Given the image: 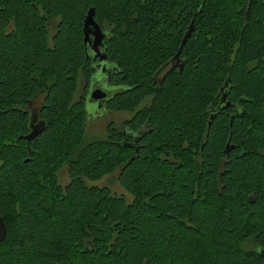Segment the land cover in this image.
<instances>
[{"label":"trees","instance_id":"trees-1","mask_svg":"<svg viewBox=\"0 0 264 264\" xmlns=\"http://www.w3.org/2000/svg\"><path fill=\"white\" fill-rule=\"evenodd\" d=\"M90 7L132 114L83 142ZM226 78L241 114L210 121ZM115 170L129 201L86 185ZM0 218V264H261L264 0H0Z\"/></svg>","mask_w":264,"mask_h":264},{"label":"flooded vegetation","instance_id":"flooded-vegetation-1","mask_svg":"<svg viewBox=\"0 0 264 264\" xmlns=\"http://www.w3.org/2000/svg\"><path fill=\"white\" fill-rule=\"evenodd\" d=\"M246 12H247V7H246L245 13ZM85 14H86V12H85ZM93 20L96 22V24L99 27L100 32L102 33V39L100 41V44L96 46V51H94L93 49H91L92 39H93V35H92L91 32H88V34H87V40L85 41V43H83V32H82V23H81V27H80L81 38H82V44H83L84 50H85L84 51V60L91 61L93 63V65H94V69L95 70L93 72V75L90 76V78L91 77H95L96 78L97 72L100 71L101 72L100 76L102 77L101 80H104V82H107L108 84H113L116 87V89L112 93L109 94L100 85H98L95 82V83L92 84V87L90 89L91 92L89 93V101L91 103H93L94 105H96L98 111H100V110H106V109H109L111 111H121V110H113V109L107 108L108 101L111 98H113L114 95L119 94L121 91H123V90L126 89L123 85L119 84L116 81L115 82H112V80H111V76L110 75H111V73H115L116 70H114V66H112L108 62L107 55H106V53L104 51V41L108 37L109 29L107 28V26L104 23H98L94 18H93ZM82 21H83V19H82ZM48 28H49V32H52L54 30V26L52 24H49ZM96 53H97V55H96ZM176 64L177 63H175V61L174 62L173 61L172 62L169 61V62H167V64L165 66H161L154 73L155 80H158V83H159L161 81V79H162V76L168 70H172L173 68H177L176 66H174ZM89 79H88V81H89ZM88 81H87V83H85L82 79H80L78 81V83H79L78 86H77L78 88L75 91V92H78L77 90L80 89V93H78V96L76 98H78V97L81 96L82 101H83V106H84V100L86 98V95L88 94L86 92V88H87V85H88ZM228 81H229L228 78H226V80L223 82L222 86L219 88V90H218L219 96H218V99H217V103L214 106H211L209 108L208 119H209V116H212V118H213L216 115H219V114L223 113V111L225 109H227L229 106H231V110L233 111V113H231V115H234V114L236 115V114H239V113L241 114V111L238 112V110H237L238 105L237 104L231 105L229 103V101L226 99L227 98V89L225 87L227 86V82ZM94 90H98L100 93H104V95L102 97H100V98H92L91 97V94H92V92ZM30 103L31 102H29V104ZM141 103H143V101ZM29 104H28V106H29ZM141 105H143V104H141ZM27 110H28L30 116H34L35 113H36V111H37V109H35L34 111H32L29 108ZM98 111L96 112L97 114H98ZM129 113H130L129 116L127 118H125L124 120L129 119L131 117V114L132 113L131 112H129ZM85 117H86V113H85ZM108 122H112V121H108ZM38 131H40V129H38ZM136 135H137V133H135V136ZM5 233H6V228H5ZM260 248H264V247H260Z\"/></svg>","mask_w":264,"mask_h":264},{"label":"rangeland","instance_id":"rangeland-1","mask_svg":"<svg viewBox=\"0 0 264 264\" xmlns=\"http://www.w3.org/2000/svg\"><path fill=\"white\" fill-rule=\"evenodd\" d=\"M101 72H97L96 78L91 77L88 81V85L86 88V92L88 93L86 95V98L84 100V110L86 113L85 117V127H84V135H83V142L89 141V140H96L101 139L104 137L105 131V125L108 121H112L113 124L116 126H119L121 122L129 116V112L127 111H111L109 109L106 110H97L96 105L91 103L89 101V93L91 92V87L93 83H97L100 85L105 91H107L109 94L112 93L116 87L113 84H108L107 82H104V80H101L100 76ZM93 75V73H92ZM78 80H77V86H78ZM78 88V87H77ZM78 92H75L74 98L78 96V93H80V89L77 90ZM41 97L35 96L29 104V109L34 111L37 109V107L40 104ZM147 100H144L141 104H146ZM98 111V114L96 113ZM65 166H62L60 170L58 171V182L60 184H65L67 180V176L65 173ZM116 170L112 172L109 175H104L103 177L96 179V180H89L85 179L87 186H106L110 192L115 194H121L125 197L126 201L130 200V195H128L122 188L117 184L115 180Z\"/></svg>","mask_w":264,"mask_h":264},{"label":"water","instance_id":"water-1","mask_svg":"<svg viewBox=\"0 0 264 264\" xmlns=\"http://www.w3.org/2000/svg\"><path fill=\"white\" fill-rule=\"evenodd\" d=\"M192 27L191 24L189 25L188 29L186 30V32L184 33L182 39H181V44H183V42L185 41V39L188 37L190 31H191ZM82 32H83V43H85V41L87 40V34L88 32H91L93 35V39H92V46L91 49H93L94 51H96V46L100 44V41L102 39V33L99 30L98 25L96 24V22L93 20V9L90 7L88 8V10L86 11V14L83 18L82 21ZM180 44V45H181ZM178 52L174 55V57H177ZM97 55V53H96ZM98 90H94L91 94L92 98H100L104 95V93H100ZM38 129L36 128H32L28 134H26L24 136L25 139L29 140L30 138L34 137L37 134ZM232 148L231 145H228V143L225 145V148L223 150V152L226 154L230 149ZM5 236V226L0 218V241H2V239ZM258 254L260 255V257L262 258V262L261 264H264V248H259L258 249Z\"/></svg>","mask_w":264,"mask_h":264},{"label":"bare ground","instance_id":"bare-ground-1","mask_svg":"<svg viewBox=\"0 0 264 264\" xmlns=\"http://www.w3.org/2000/svg\"><path fill=\"white\" fill-rule=\"evenodd\" d=\"M191 27H192V25H191ZM192 28H193V27H192ZM191 30H192V29H191ZM190 32H191V31H190ZM189 35H190V33H189ZM189 35H188V37H189ZM188 37H187V38H188ZM187 38H186V39H187ZM186 39H185V41H186ZM185 41L183 42V44L185 43ZM183 44H182V45H183ZM178 55H179V52H178V54H177V57H174V58H178ZM209 120H210V121L212 120V117H211V116L209 117ZM37 126H39V124H36V125L32 126V128H36V129H37ZM32 128H31V129H32ZM32 138H33V137H32ZM32 138H30V139H32ZM228 145H230V144L228 143ZM231 146L233 147V145H231ZM131 159H132V157L130 158V160H131ZM130 160H129V161H130Z\"/></svg>","mask_w":264,"mask_h":264}]
</instances>
